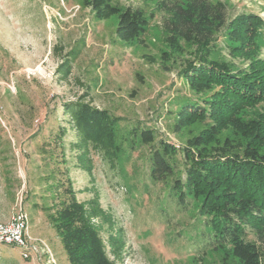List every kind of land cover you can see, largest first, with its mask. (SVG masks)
I'll list each match as a JSON object with an SVG mask.
<instances>
[{
	"label": "rangeland",
	"instance_id": "rangeland-1",
	"mask_svg": "<svg viewBox=\"0 0 264 264\" xmlns=\"http://www.w3.org/2000/svg\"><path fill=\"white\" fill-rule=\"evenodd\" d=\"M110 1L121 10L154 13L142 45L118 40L117 17L98 20L80 0H0V225L8 226L21 208L28 226L24 248L0 244V264H69L49 220L63 195L57 186L66 179L79 202L97 190L114 229L122 230L119 254L107 244L110 230L99 232L112 264H238L223 252L199 259L177 236L191 222L187 215L159 214L165 189L146 175L145 148L133 153L122 176L91 154L90 182L69 146L74 132L68 131L63 147L55 139L59 127L68 128L64 107L77 102L108 111L120 126L150 128L176 147L205 128L199 122L175 128L176 106L203 96L193 94L180 75L190 48L174 54L165 43L162 23L168 15L155 0ZM212 1L226 4L229 17L254 14L264 22V0ZM256 42L264 59V26ZM211 58L232 63L234 70L247 67L229 57L224 45ZM262 111L264 103L241 116L247 120ZM217 138L238 140L229 130Z\"/></svg>",
	"mask_w": 264,
	"mask_h": 264
},
{
	"label": "trees",
	"instance_id": "trees-1",
	"mask_svg": "<svg viewBox=\"0 0 264 264\" xmlns=\"http://www.w3.org/2000/svg\"><path fill=\"white\" fill-rule=\"evenodd\" d=\"M80 1L98 20L117 17L118 40L143 44L154 13L121 10L110 0ZM155 1L157 9L168 15L162 30L171 52L182 54L184 46L190 48L181 77L193 94L203 96L176 106L175 128L197 122L205 128L185 146L176 147L157 139L150 128L120 126V118L108 111L77 102L64 107L68 128L59 127L55 139L63 147L64 139L71 138L68 131L74 132L69 146L76 152V166L90 182L94 181L91 154L122 176L133 153L145 148L146 175L151 184L165 189L159 214L187 215L191 222L177 236L199 259L223 252L238 264H264V111L247 120L241 116L264 103V59L256 42L264 22L254 14L229 17L220 1ZM223 45L229 57L247 62L246 69L234 70L232 63L211 58ZM228 130L238 137L236 142L219 141V134ZM60 187L63 195L59 194L49 220L69 264H112L99 232L103 227L110 230L107 244L119 254L122 230L114 229L111 215L101 208L98 191L87 202H79L69 180Z\"/></svg>",
	"mask_w": 264,
	"mask_h": 264
},
{
	"label": "built area",
	"instance_id": "built-area-1",
	"mask_svg": "<svg viewBox=\"0 0 264 264\" xmlns=\"http://www.w3.org/2000/svg\"><path fill=\"white\" fill-rule=\"evenodd\" d=\"M19 208L18 213L13 217L8 226L0 225V244L25 247L27 234V221Z\"/></svg>",
	"mask_w": 264,
	"mask_h": 264
}]
</instances>
